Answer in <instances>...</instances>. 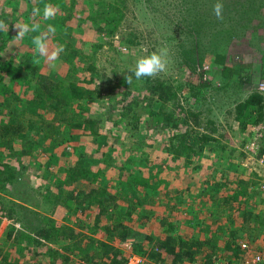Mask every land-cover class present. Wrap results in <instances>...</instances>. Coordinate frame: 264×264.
Here are the masks:
<instances>
[{"label": "rangeland", "instance_id": "1", "mask_svg": "<svg viewBox=\"0 0 264 264\" xmlns=\"http://www.w3.org/2000/svg\"><path fill=\"white\" fill-rule=\"evenodd\" d=\"M108 1L113 0H0V19L5 20L9 25L8 32H1L4 40L0 42L3 44L0 59L12 58L17 61L16 57H23L26 49L35 50L31 43V36L36 33H30L24 39L16 40L14 39L16 35L14 24L39 23L42 30H46V26L52 24L56 27V33L50 36V50L62 45L61 40L56 38L60 35L57 32L59 30L64 40L74 42V46L82 50V54L76 56V62H80L85 55L87 62L92 63L97 69L96 72L101 74V76H96V82L88 81L85 84L84 80L83 82L80 80L83 87L88 88L89 91L87 95H82L73 104V108L79 112L88 105L90 110L85 113L89 116L103 114L102 122L99 124V133L98 131L95 133V135L98 133V138L93 135L91 124L87 121L80 125L51 121L53 125L49 126L39 117L44 115L51 120L55 117V112L44 107L38 108L36 114L26 110L24 115L23 113L20 115L19 123L31 133L36 131V126L42 125L44 131H53L64 137L62 140L58 139L57 144L53 143V137H45L34 147L32 154L11 158L12 164L21 172L22 186L25 182L30 185V190H22L20 194L27 195L29 201L26 200V202L30 203V206L39 213L54 218L56 228H67V225H71L90 234L89 227L99 220L102 225L105 222L114 223L121 220L131 228L130 237L143 239L164 235V228L168 223H172L177 231L187 239H204L209 233L212 236L216 234L218 243L222 245L224 239L220 233L223 232L224 225H231L226 214H229L235 221L238 220V215L234 208H230L226 200L217 198L231 196L237 185L233 186L230 183L218 191L214 189L205 191L204 187L207 184L205 181H224L225 178L239 179L240 176H249L256 181L255 184L250 185L251 188L253 186L264 188V161L258 155L262 135H264V121L256 124L253 122L242 124L239 119L235 118L237 106L244 98L256 89L264 94V77L242 84L239 82L238 86L229 83L227 88H222V85H219V78L213 75L215 71L205 72V70H214L212 62L189 64L185 62V57L189 54L184 52L183 48H193L194 55L197 57L199 47L196 46L202 43L208 44L214 38L212 34L216 32L222 37L230 31L233 36L229 41L230 50L226 56L227 60L229 59L232 63L234 59L244 63L257 62L264 50V0H222L224 4L222 20L217 19L213 14L212 9L216 0H202L199 14L206 19L204 30L206 33L202 36L182 31L185 23L184 13L186 16L183 8L187 0H123L121 4L119 2L121 0H115L123 9L120 13L119 26L109 35L98 32L94 20L90 17L97 13V8L100 14L106 7L111 9L110 13L119 14L109 7ZM46 3L57 8L56 17L51 20L43 19L42 15L34 17L33 8L38 6L43 10ZM243 7L253 16L251 22L253 25L249 27L242 24L244 20L230 23L231 17ZM239 18L242 17L239 16ZM62 21L64 22L61 26ZM256 22L259 25L257 28ZM68 25L73 26L71 32L65 31ZM173 28L179 37L170 39V35H176ZM255 29H258V33L263 37L257 36L258 33L253 34ZM130 32L136 35L138 43L133 44L126 40ZM101 39L106 40L103 46L93 45L95 41ZM179 39L184 43V47L180 46ZM165 47L169 49L168 68L166 72L155 77L167 80L177 88L181 82L213 80L212 85L207 88L203 87L206 98L199 108H202L205 113L199 114V122L192 121L189 115L191 118L186 125L181 118L184 116L183 110H180L178 115L181 123L177 129L172 125L163 128L159 125L149 126L150 124L145 121H141L140 127L131 133L118 129L122 125L117 127L107 117L106 109L109 103L116 102L120 107L126 100L138 94L134 85L142 83L141 81L133 83L129 95L126 92L127 84L121 83L122 77L129 71L131 73L139 57ZM202 50L205 53V49H200L201 52ZM69 67L70 62L60 55L56 61H42L41 70L67 84ZM92 72L88 69L77 71L73 80L78 82L80 77L89 76ZM186 84L189 85V83ZM186 89L187 87H184L183 91L185 92ZM146 90L142 89V95ZM182 99L183 105L189 106V102L185 101V98ZM62 108L67 110V105H63ZM205 114L213 120L208 121ZM212 126L216 128L214 131H211ZM188 128H195L200 133L211 132L214 136L213 141L218 140L214 144L219 152L216 153V150L211 149L209 145L203 147L200 154L196 153L192 157L174 156L167 151L164 152L163 138H166L168 146L169 138L172 134L174 135L175 131L185 132ZM117 139L122 143L127 142V145L131 144L132 139L145 142L149 164L160 168V175L164 177L158 190L154 192L135 187L134 190L132 188L127 190L128 195L120 196L123 198L118 197L120 204L118 209H131L128 216L118 214L115 206L107 210L98 201H93L89 197L91 191L89 189L92 185L98 186L99 181H93L91 174L87 172H103L99 180L108 186L126 178L116 163L109 164L114 157L123 158L120 147L116 143ZM191 140L187 142L190 143ZM2 153L5 154V152ZM125 154L128 155L127 151ZM120 164L124 163L120 161ZM73 167H76V170ZM79 171L84 176L75 181H69V174ZM243 171H246L245 175H242ZM119 193L125 194L123 190H119ZM0 196L8 198L10 192L0 190ZM243 198L245 199V196ZM15 200L26 204L22 198L17 196ZM80 201H84V204H80ZM248 202L246 205L249 204L250 208L264 212V201L261 197H252ZM100 210L103 214L102 218L98 219L96 213ZM163 220L166 222L165 225ZM14 223L15 221L6 216L0 219V247H2L0 264H8L2 261L4 245L11 251L12 264L18 261L31 264L34 262L31 258L36 256L35 250L40 254L36 258L42 264H51L50 254L54 247L67 251V247L62 246L67 245V240L63 238H60L61 244L49 242L38 247L34 240H30L14 248L9 246L14 233L9 236L8 233ZM20 227V223L16 221L15 229ZM231 228H234L233 224ZM99 230L98 237L122 248L125 253L134 252L130 248V239L122 240L120 237L108 239L105 229L101 227ZM236 239L238 244L240 240H246L254 248H264V229L253 237L248 236L247 230L241 231V235ZM204 246L206 250L210 249L209 244ZM217 254L221 255L219 251ZM241 254L244 255L245 252L241 250ZM148 261L151 262L150 258ZM186 264L202 263L198 260L195 263L188 261Z\"/></svg>", "mask_w": 264, "mask_h": 264}, {"label": "trees", "instance_id": "2", "mask_svg": "<svg viewBox=\"0 0 264 264\" xmlns=\"http://www.w3.org/2000/svg\"><path fill=\"white\" fill-rule=\"evenodd\" d=\"M119 2L121 4L123 0ZM201 3L202 0L186 1V5L183 8L186 16L184 13L183 18L185 23L183 30L181 29L182 31L185 30L188 34L191 33V35L196 33L197 36H202L206 33V31L204 32L206 19L199 14L201 11L199 9ZM108 5L119 14L110 13L111 9L106 7L101 14L98 11L99 8H97V13L90 17L94 20L98 32L108 33L109 35L119 26L120 13H122L123 9L118 4V1L115 0L108 1ZM239 16L242 18H239ZM252 19V13L243 7L231 17L230 23H238L244 20L242 24L244 23V26L248 25L249 27L253 25L251 24ZM257 25L258 23L256 22V28ZM72 28L73 26L68 25L65 31L71 32ZM57 32L60 35L56 36V38L61 40V44L64 45L65 49L60 55L66 61L70 62L67 73L68 83L65 82L67 84H64V82H61L51 74L42 72V62L39 65L32 63L35 50L26 49L23 57H16L17 61H14L12 58L0 59V190H8L10 192L8 198L0 196V219L6 216L15 221V223L16 221L19 222L21 225L20 228L15 229L14 223L9 229L8 236L14 233L9 246L14 248V246L17 247L19 244L30 240H34L38 247L49 242L61 244L60 238H63L67 240V245L62 246L63 248L67 247V251L59 247H54L50 254L52 257L51 264H130L129 252L125 253V250L122 248L98 237V233H100L99 229L102 227L105 229V235H108V239L118 237L122 240L130 239L129 244L132 251L140 255H147L150 260H159L164 264H186L188 261L195 263L198 260L202 264H215L219 257H242V249L240 244L237 243V236L241 235V231L247 230L248 236L253 237L256 233H260L264 229V212L250 208L251 206L249 204L246 205V202L250 201L252 197H261L264 201V188L261 186H253L251 188L250 185L252 183L255 184L256 181L252 177L249 178V176H240L239 179L225 178L224 181H205L207 183L204 187L205 191L213 189L218 191L230 183L233 186L237 185L236 190L233 191L231 196L217 198L226 200L230 208H234L238 215V220L235 221L229 214H226L234 228H231V225H224L223 232L220 233L224 239L222 245L218 243L216 234L212 236L209 233L204 239H187L177 231L172 223L166 225L164 235L150 238L144 237L143 239L130 237L132 233L131 228L121 220L115 221L114 223L105 222L104 225L99 220L89 227L90 234L76 229L71 225H67V228H56L54 218L42 215L34 207L30 206V203L26 202V200L29 201L27 195L22 196L20 193H22V190H30V185L25 182L23 183L24 186H22L23 181L20 180L21 172L12 164L11 158L18 157L19 155L32 154L34 147L38 143H41L45 137H53L54 144L58 143V139L62 140L64 137L53 131H44L42 125L36 126V131L31 133L30 130L25 129L19 123L21 120L20 115L22 113L24 115L26 110H30L36 114L38 108L44 107L53 113L55 112V117L51 118V120L44 115L43 117H39L45 120L49 126L53 125L51 121L67 122V125L71 123L80 125L82 122L87 121L90 122L91 131L96 138H98L99 124L102 122L103 117V114L100 113L96 116L87 115L85 111L90 110L88 105L81 112L73 108V104L82 95H87L89 91L88 88L83 87L80 80L82 82L84 80L85 84L88 81L96 82V76H101V74L96 72L97 69L92 63L87 62L85 55L80 62H76V56L81 55L82 50L74 46V42L64 40V36L59 30ZM173 32L176 35H170V39L179 37L174 28ZM258 32V29H255L253 34H257ZM212 35H214V38L208 44L202 43V45L199 44V46H196L199 47L197 57L194 55L193 48H183V51L189 54V58L185 57V62L189 64H196L197 62L202 64L205 61L212 62L214 70H205V72L213 73L215 71L213 75L219 78V85H222V88H227L229 83L238 86L239 82L242 84L247 81L251 82L253 79L259 77H264V50H262V55L257 62L244 63L234 59V63H232L229 62V59L227 60L226 56L229 54V41L233 33L228 31L222 37L217 32ZM257 36L263 37L259 33ZM3 40L4 35L0 32V42ZM126 40L133 44L138 43L136 35L132 32L129 33ZM105 41L101 39L95 41L93 45L101 47ZM179 44L180 46H185L181 41ZM2 48L3 44L0 43V50ZM200 49H205V53L204 50L201 52ZM181 64L183 65L182 62ZM84 69L93 72L89 76L80 77L78 82L73 80L76 76L75 73ZM127 75L133 76L132 84L138 83V81L142 83L140 85L133 84L138 94L126 100L120 107L117 106L118 104L116 102L109 103L106 109L107 117L117 127L122 125L123 128L119 126L118 129L131 133L140 127L139 124L141 121L148 122L150 124L149 126L156 127L159 125L163 128L164 126L172 125L173 128L177 129L181 123V118L187 125L191 117L192 121L199 122V114L202 112L205 113L199 107H201L202 103L204 104V99L206 98L203 87L207 88L212 85L213 80L211 79L203 82H186L189 85L181 82L177 88L171 82L158 77H145L141 80H136L134 74L132 72L130 73V71L122 77L121 83L127 84L125 82V76ZM127 86L128 90L126 92L130 95L133 86L129 84ZM184 87H187L185 92L183 91ZM142 89H147L143 95L141 93ZM182 98H185V101L189 102V106L183 105ZM63 105H67V110L66 108H62ZM180 110H183L184 115L181 118L178 115ZM205 115L208 121L213 120L208 114ZM235 118L239 119L242 124L248 122L256 124L264 121V94L256 89L244 98L237 106ZM215 129L214 126L211 127V131ZM97 131L98 133L95 135ZM262 138L260 142L261 149L258 152L259 157L264 155V135H262ZM190 139H192L190 143L187 142ZM213 139L214 136L211 132L200 133L195 128H188L185 132L178 130L174 132V135L172 134L170 136L168 146L166 144V138H163V142L165 143L163 149L164 152L167 151L174 156L186 155L192 157L196 153L200 154L203 147L209 145L211 149H215L216 153H218L219 151L214 144L218 140L213 141ZM116 143L120 147V153L123 155V158L114 157L113 160L109 161V164L116 163L122 169L126 178L119 180L114 185L108 186L99 180V176L103 172H87L91 174L93 181H99L98 186L92 185L89 189L91 190L89 197L93 201H98L107 210L115 206V211L118 214L128 216L131 209H118L120 208L118 197L123 198L120 196L128 195L127 190L131 188L134 190L135 187L154 192L158 190L157 188L163 182L164 177L160 175V168H155L149 164L148 151L145 150V142L132 139L131 144L127 145V142L122 143L117 139ZM126 151L128 155L125 154ZM2 152H5V154L3 155ZM226 157L229 156L226 155ZM120 161L124 164H120ZM73 169L76 170V167H73ZM245 173L246 171H243L242 175H245ZM81 176H84V174L81 175V171L71 172L69 174V181H75ZM119 190H123L125 194H120ZM16 196L22 198L26 204L16 201ZM244 196L245 199L243 198ZM31 198L34 199L33 197ZM84 201H80V204H84ZM218 212L219 214L221 213L220 210ZM102 214L103 212L100 210L96 213V217L100 219L102 218ZM162 222L165 225V220ZM205 244H209V250L205 249ZM3 249L2 261L12 264L13 261L10 260L11 251L5 248V245ZM1 250L2 247H0ZM217 251L221 255H218ZM34 252L37 257L40 256L36 250ZM36 256L34 255L31 258L34 261L31 264H42ZM27 262L29 263V261ZM15 264L27 263H20L18 261ZM144 264L152 263L146 261Z\"/></svg>", "mask_w": 264, "mask_h": 264}, {"label": "clouds", "instance_id": "3", "mask_svg": "<svg viewBox=\"0 0 264 264\" xmlns=\"http://www.w3.org/2000/svg\"><path fill=\"white\" fill-rule=\"evenodd\" d=\"M213 14L217 19H223L224 4L222 0H216L213 5ZM57 8L51 4H45L43 10L40 7H34L32 10V15L34 17L41 16L45 20L54 19L57 15ZM16 30V35L14 39L22 40L30 33H36V35L31 36V43L35 49V55L33 57L32 63L39 65L42 61H56L59 56L64 52V45H59L54 49L49 48V39L51 35L56 33V27L52 24L46 26V30L41 29L39 23H19L14 24ZM9 25L3 19H0V32H8ZM168 56L169 49L161 48L157 51H153L148 55L139 57L136 60L135 66L131 69L136 80H141L145 77H155L160 73L166 72L168 68ZM125 82L132 85L133 76H125ZM137 253V252H136ZM225 257V256H223Z\"/></svg>", "mask_w": 264, "mask_h": 264}, {"label": "built area", "instance_id": "4", "mask_svg": "<svg viewBox=\"0 0 264 264\" xmlns=\"http://www.w3.org/2000/svg\"><path fill=\"white\" fill-rule=\"evenodd\" d=\"M264 161V155L261 157ZM240 247L245 254L239 258L219 257L215 264H264V248H254L250 242L246 240L239 241ZM148 261V257L132 252L129 256L130 264H144ZM152 264H164L159 260H151Z\"/></svg>", "mask_w": 264, "mask_h": 264}]
</instances>
